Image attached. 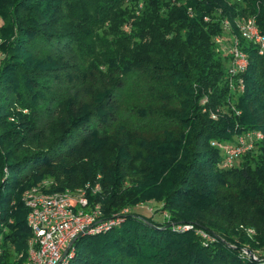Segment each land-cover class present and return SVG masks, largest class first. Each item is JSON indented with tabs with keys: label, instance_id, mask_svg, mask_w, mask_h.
<instances>
[{
	"label": "trees",
	"instance_id": "1",
	"mask_svg": "<svg viewBox=\"0 0 264 264\" xmlns=\"http://www.w3.org/2000/svg\"><path fill=\"white\" fill-rule=\"evenodd\" d=\"M240 16L264 34V0H0V264L24 263L21 196L44 178L49 191L88 185L105 217L156 201L169 218L120 214L79 236L70 264H264L238 228L264 242V137L228 168L215 145L264 134V54ZM224 19L248 56L243 90L215 40Z\"/></svg>",
	"mask_w": 264,
	"mask_h": 264
},
{
	"label": "built area",
	"instance_id": "2",
	"mask_svg": "<svg viewBox=\"0 0 264 264\" xmlns=\"http://www.w3.org/2000/svg\"><path fill=\"white\" fill-rule=\"evenodd\" d=\"M234 23L241 37L253 44L259 54H264V34L255 18L240 16ZM223 28L228 34L218 36L215 40L223 52L231 56L227 67V73L231 77L229 85L233 91L243 90L242 80L236 86L233 77L247 68L248 56L239 47V38L232 32V24L228 19L223 20ZM222 110V107H218L211 111V117L217 118ZM263 137L260 130H248L238 134L233 144L216 142L215 145L223 151L220 166L222 168L232 166L244 152L253 149L256 142ZM87 188L88 185L73 191H49L44 184H40L23 192L21 199L27 209L25 221L30 232L26 240L27 252L23 264H70L74 255V243L67 251L66 249L73 239L84 234L107 230L123 219L120 215L114 214L110 217L103 216L99 204L89 203ZM184 227L193 228V224L182 223L176 228ZM195 232L203 240H209L206 230L197 228Z\"/></svg>",
	"mask_w": 264,
	"mask_h": 264
},
{
	"label": "rangeland",
	"instance_id": "3",
	"mask_svg": "<svg viewBox=\"0 0 264 264\" xmlns=\"http://www.w3.org/2000/svg\"><path fill=\"white\" fill-rule=\"evenodd\" d=\"M131 8H134V6L132 5ZM99 32L102 34H106L107 29H100ZM0 41H1V39H0ZM226 42H227V38H226L225 44H226ZM2 57H3V55L0 54V58H2ZM260 132L263 134V132L261 130H260ZM4 171H5V168H4ZM52 182H53L52 179L44 178V179L40 180L39 182H37L36 185L44 184L45 187H49V185H51ZM160 207H161L160 202L143 201V202H138L129 208H123L122 210L115 212V214H117V215H120V214L124 215V214H128V213L140 214V215L150 217L155 222H161L162 223L164 221H167L169 218H168V215H166V213L160 209ZM124 217L125 216H123L122 218H124ZM179 224L180 223H178V224L171 223L170 226L173 230H175L176 232H180V233L188 232V231H193L194 233H196L195 232L196 229L200 228V227L193 225V228L184 227V229H177L176 227ZM174 228H176V229H174ZM238 228L241 229L246 236H248L249 238L254 240L253 242H255L257 244V246L253 249H251L249 247V244H244L245 246H243L241 249L242 254L246 255L250 258H253V259H258L259 257L264 259V242L260 243V241L258 240V238H257L258 231L255 229V227L248 226V225H240ZM208 234H209V240L211 241V243L217 242L218 240L223 239L220 235H218V233L208 231ZM201 241H202V244H204V245H207L209 242L207 240H201ZM231 245L234 246V244H231Z\"/></svg>",
	"mask_w": 264,
	"mask_h": 264
},
{
	"label": "water",
	"instance_id": "4",
	"mask_svg": "<svg viewBox=\"0 0 264 264\" xmlns=\"http://www.w3.org/2000/svg\"><path fill=\"white\" fill-rule=\"evenodd\" d=\"M78 238V237H77ZM77 238H75V239H73L70 243H69V245H68V247H67V249H66V251L68 250V248L75 242V240L77 239Z\"/></svg>",
	"mask_w": 264,
	"mask_h": 264
}]
</instances>
